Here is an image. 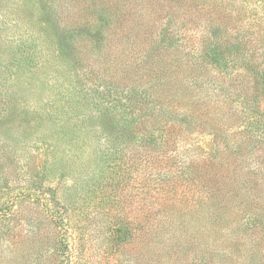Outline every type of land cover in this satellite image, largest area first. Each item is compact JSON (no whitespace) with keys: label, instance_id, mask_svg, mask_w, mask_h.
<instances>
[{"label":"rangeland","instance_id":"rangeland-1","mask_svg":"<svg viewBox=\"0 0 264 264\" xmlns=\"http://www.w3.org/2000/svg\"><path fill=\"white\" fill-rule=\"evenodd\" d=\"M217 3L223 18L232 22L230 33L242 38L246 49H221L222 57L215 60L201 51L204 24L194 21L189 12L180 17L190 28L178 31L181 45L175 57L179 64L190 58L201 65L187 82L189 86L190 82L200 85L188 88L185 99L197 97L208 107H214L212 99H217L216 110L208 127L197 133L175 130L172 136L177 140L169 144L165 156L158 154L161 150H154L144 167L131 154L125 158L128 148L110 156L122 150V141L112 148L98 118H92L97 114L93 98L102 99L93 90L97 87L87 80L88 65L80 53L86 41L78 50L61 35L69 32L66 26L63 29L60 18L65 17L72 0H0V73L9 84L7 100L12 107L0 125V161L10 162L14 170L10 177L14 185L8 192L11 195L24 190L15 185L26 183L36 187L38 196L49 206L58 201L60 206L69 204L75 214L81 208L99 211L89 221L90 256L86 264L110 263L102 257L101 229L113 217L127 213L133 218L139 213L141 188L146 190V200L151 197L154 201L153 195L160 194L159 207L171 205L186 216L213 209L216 202L210 196L215 195L233 212L252 208L264 211V114L236 110L248 91L264 106V0ZM153 4L152 0H131L129 7L140 14ZM241 142L243 151L238 145ZM99 150L109 156L97 160L95 152ZM211 152L216 154L214 165L208 160ZM155 154L163 159H156ZM181 172H185L183 179L178 177ZM190 176L200 179L199 184ZM34 179L39 180L38 185H34ZM163 185L176 188L158 190ZM156 205L154 201L152 206ZM13 206L21 209L20 201H13ZM253 221L259 223L256 217L250 223ZM260 221L264 224V218ZM28 223H21L23 234L34 226ZM236 225L239 222L232 221V227ZM236 241L237 237L223 239L225 248L217 262L222 258L227 264H264V238L259 240L263 251L251 249L249 243L238 255ZM0 264H6L1 256Z\"/></svg>","mask_w":264,"mask_h":264},{"label":"trees","instance_id":"trees-1","mask_svg":"<svg viewBox=\"0 0 264 264\" xmlns=\"http://www.w3.org/2000/svg\"><path fill=\"white\" fill-rule=\"evenodd\" d=\"M152 2L153 7L146 6L139 14L130 9L131 0H72V6L66 7L65 17L60 18L64 22L63 29L69 30L63 31V39L78 50L86 41V48L79 52L88 65L85 66L87 80L97 87L93 90L102 99L95 101L93 98L97 114L92 118H98L105 131V140L112 148L122 141V150L117 149L110 156L128 148L125 158L131 154L134 161L144 167L154 150H161L158 154L165 156L169 144L177 140L176 135L172 136L175 130L182 134L197 133L208 127L216 110L217 99H212L214 107L203 105L197 97L185 99L188 88L200 85L190 82L189 86L187 82L190 76L198 73L201 65L191 62L190 58L179 64L175 57L181 45L178 31L190 28L180 17L189 12L194 21L204 24L205 41L201 51L215 60L222 57L221 49L226 52L247 46L242 38L230 33L232 22L223 18L217 0ZM2 75L0 73V125L12 109L7 100L10 87ZM242 97L237 111L264 114V106L251 91L244 92ZM234 115L238 117L239 114L235 111ZM238 145L243 151L244 143ZM158 154L154 157L163 159ZM95 156L98 160L109 154L99 150ZM215 158L216 154L211 152L208 160L212 165ZM13 172L10 162L1 159L0 256L6 259V264H86L90 256L89 221L99 211L81 208L75 214L69 204L60 206L58 201L49 206V202L39 197L36 187L26 183L16 184L24 190L10 195ZM183 174L185 172L179 173L178 177L183 179ZM188 178L200 182L193 176ZM34 183L38 185L39 180L34 179ZM174 188L176 186L163 185L158 190ZM56 196L57 193H53V197ZM146 196L145 188H141L142 207L133 218L123 213L101 229L104 233L100 244L102 257L110 260L109 264H227L222 258L217 262L216 258L224 251L223 239L233 237H237V255L249 243L251 249L256 247L259 252L263 251L259 242L264 238V224L260 221L264 218L263 208L246 210L249 211L246 216L245 210L233 212L215 195L210 196L216 202L213 209L186 216L171 205L159 207L160 194L153 195L156 206H152L154 201L151 197L146 200ZM13 201H20L21 209H15ZM254 217L258 224L250 223ZM232 221L240 225L232 227ZM28 222L34 226L23 234L25 227L21 223L27 226Z\"/></svg>","mask_w":264,"mask_h":264}]
</instances>
